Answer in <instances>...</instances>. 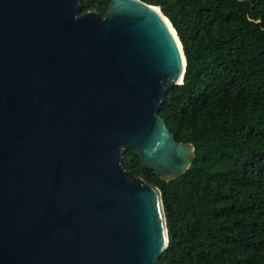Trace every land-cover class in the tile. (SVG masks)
<instances>
[{
	"label": "water",
	"instance_id": "95a60500",
	"mask_svg": "<svg viewBox=\"0 0 264 264\" xmlns=\"http://www.w3.org/2000/svg\"><path fill=\"white\" fill-rule=\"evenodd\" d=\"M165 19L142 0L105 17L82 0H0V264H160L162 192L123 154L166 181L195 157L160 116L187 67Z\"/></svg>",
	"mask_w": 264,
	"mask_h": 264
},
{
	"label": "trees",
	"instance_id": "16d2710c",
	"mask_svg": "<svg viewBox=\"0 0 264 264\" xmlns=\"http://www.w3.org/2000/svg\"><path fill=\"white\" fill-rule=\"evenodd\" d=\"M112 0H82L106 16ZM182 42L184 83L160 116L190 168L166 181L127 148L123 165L160 188L169 245L160 264H264V0H142Z\"/></svg>",
	"mask_w": 264,
	"mask_h": 264
},
{
	"label": "bare ground",
	"instance_id": "6f19581e",
	"mask_svg": "<svg viewBox=\"0 0 264 264\" xmlns=\"http://www.w3.org/2000/svg\"><path fill=\"white\" fill-rule=\"evenodd\" d=\"M165 22H166V25L168 26V28L171 30L172 34L174 35V38L178 42V45L181 48V43H180V39H179V36L177 34V31L175 30V28L173 27L172 23L169 20L165 19Z\"/></svg>",
	"mask_w": 264,
	"mask_h": 264
}]
</instances>
